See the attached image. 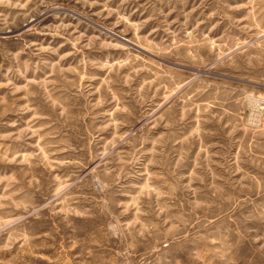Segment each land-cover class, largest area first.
I'll list each match as a JSON object with an SVG mask.
<instances>
[{
	"label": "rangeland",
	"instance_id": "rangeland-1",
	"mask_svg": "<svg viewBox=\"0 0 264 264\" xmlns=\"http://www.w3.org/2000/svg\"><path fill=\"white\" fill-rule=\"evenodd\" d=\"M0 264H264V0H0Z\"/></svg>",
	"mask_w": 264,
	"mask_h": 264
}]
</instances>
